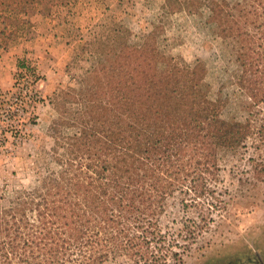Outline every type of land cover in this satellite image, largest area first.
<instances>
[{
  "label": "trees",
  "instance_id": "1",
  "mask_svg": "<svg viewBox=\"0 0 264 264\" xmlns=\"http://www.w3.org/2000/svg\"><path fill=\"white\" fill-rule=\"evenodd\" d=\"M0 1L13 9L29 0ZM209 9L217 34L233 44L248 107L264 108V0H212ZM147 39L123 44L99 80L104 94H90L80 122L70 116L74 132L56 138L67 153L52 186L0 211V264H106L119 256L172 264L215 223L218 150L244 146L256 133L252 120L223 117L227 102L210 97L202 60L192 66L161 50L154 33ZM258 129L264 137V123ZM176 195L183 209H199L184 222V244L160 223Z\"/></svg>",
  "mask_w": 264,
  "mask_h": 264
},
{
  "label": "rangeland",
  "instance_id": "2",
  "mask_svg": "<svg viewBox=\"0 0 264 264\" xmlns=\"http://www.w3.org/2000/svg\"><path fill=\"white\" fill-rule=\"evenodd\" d=\"M211 2L29 0L11 9L0 1V211L52 186L67 153L56 138L74 132L70 116L80 122L90 94H104L99 80L123 44L146 45L154 33L156 45L177 60L192 66L202 60L210 97L227 102L223 117L251 118L256 132L242 147L218 150L216 221L172 264H264V137L257 133L264 108H249L236 84L233 44L217 34ZM180 199L167 201L160 223L184 244V222L199 209H183ZM106 264L135 263L119 256Z\"/></svg>",
  "mask_w": 264,
  "mask_h": 264
}]
</instances>
